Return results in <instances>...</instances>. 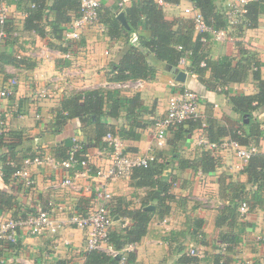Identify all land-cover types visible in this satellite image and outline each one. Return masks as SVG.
<instances>
[{
	"label": "crops",
	"instance_id": "1",
	"mask_svg": "<svg viewBox=\"0 0 264 264\" xmlns=\"http://www.w3.org/2000/svg\"><path fill=\"white\" fill-rule=\"evenodd\" d=\"M100 5L115 6L118 11L129 5L131 0H99ZM224 7L225 0H217ZM163 11L168 8L165 17L169 20L176 17L178 9L187 7L191 2L180 0L179 3H163ZM8 14L6 31L8 37L0 43V60L2 76L0 86L10 76L17 78L10 99L6 100L8 116L2 135L5 147L0 149V219L26 216L37 210H45L61 224L56 233L46 230L37 235H26L18 231L17 241L10 243L0 241V264H46L64 260L65 264L82 263L86 249L88 231L75 227L70 216L76 212L85 214L94 208V187L92 179L97 169L108 168L111 164L113 148L108 144L96 146L88 140L91 128H82L78 118H70L64 123L57 120V109L65 94L72 91L93 88H114L109 79V63L116 60L123 48L122 37L110 38L107 28L102 23L88 25L78 40L60 42L51 37H41L36 32L23 28L25 18L24 3L17 6V0H0ZM166 7V8H165ZM120 12V11H119ZM50 14L49 19H52ZM73 14L72 18L77 17ZM72 20V19H71ZM127 21V20H126ZM139 33L147 32L143 28ZM228 43L209 40L205 45L206 54L216 59L221 55L240 58L235 42L256 54L260 60L261 75L264 78V14L259 18L258 25L245 29L243 34L233 37ZM69 42V44H68ZM53 44V45H50ZM58 46L65 47L61 51ZM68 54V56H65ZM155 65L152 79L128 80L130 87L120 89L129 97L139 93L143 105L149 112H143L142 118L154 120L164 114L168 98L172 92L170 80L175 74L169 66L150 59ZM170 69V70H169ZM181 70V69H179ZM185 80L180 82L196 91L200 102L198 117L203 125L212 119L219 125H238L240 115L232 110L229 96L238 93L254 94L256 83L249 75L245 81L208 87L196 74L185 72ZM210 72L205 71L209 78ZM2 80V82H1ZM176 80V79H175ZM177 81V80H176ZM48 88L47 96H37L36 91ZM264 128V108L253 112ZM122 115L117 119L109 118L108 122L119 126H127ZM138 139L120 138V147L124 153L142 155L149 148L158 156L162 177L172 182V199L166 204L168 209L161 210L153 206L154 212L149 220L147 231L137 243L127 245L121 254L134 253V261L124 264H210V254L219 246L221 234L230 228L227 225L217 227L216 218L226 198V187L230 182L244 184L246 190L259 198L246 200L249 208L242 217L245 226L234 227L233 233L239 241L232 244L223 253L229 264H259L264 259V181L260 187L248 182L243 171L246 164L240 160L230 146L219 147L211 154L215 156V168L203 171L199 166L181 167L179 159H194L202 149L197 138L205 135V129L193 128L185 136L177 137L175 131L166 134L162 144L156 145L153 139L152 123L137 128ZM207 137V136H206ZM73 138L86 144V153L93 172L79 174L75 184L67 186L62 180L65 172L53 169L50 165L32 164L27 183L13 175L3 180L1 153H9L7 158L18 161L27 156L41 155L61 160L66 149L72 145ZM228 138V137H224ZM104 141V140H103ZM264 142V138L260 139ZM65 149V150H64ZM208 150V149H207ZM68 151V150H67ZM2 153V154H3ZM165 162L161 165L160 162ZM197 164V163H196ZM111 193L110 207L117 204L124 208H140L150 188L136 187L130 178H118L108 184ZM238 202L237 210L240 215ZM146 205V206H149ZM145 206H143L144 209ZM128 217H114L111 229L131 224ZM205 244L203 257L196 263H180L183 255H188L191 244ZM123 264V263H121Z\"/></svg>",
	"mask_w": 264,
	"mask_h": 264
},
{
	"label": "trees",
	"instance_id": "2",
	"mask_svg": "<svg viewBox=\"0 0 264 264\" xmlns=\"http://www.w3.org/2000/svg\"><path fill=\"white\" fill-rule=\"evenodd\" d=\"M121 1V0H114ZM180 0H161L163 3L176 4ZM194 3L201 12L205 22L216 28H227L228 24L224 16V8L218 4L217 0H187ZM24 3L26 16L23 21V28L36 32L39 36L51 37L60 42L64 41L63 30L68 24L73 14H78L80 0H17V6ZM32 4V6H31ZM115 6L100 5L98 8L99 22L107 28L110 38L122 37L124 45L116 60L109 63V79L113 82H123L135 79H152L155 74V65L152 60L163 63L169 67H177L184 72L196 74L198 79L205 85L215 87L229 83L245 81L251 75L256 83L257 92L254 94L238 93L229 96L232 110L240 115L238 125H219L212 119L206 121V125L199 118L188 119L179 124L175 131L177 137L185 136L183 128L187 125V131L193 128L205 129L209 141L217 142L224 137L237 141L242 145H260V139L264 138V128L253 112L259 108H264V78L261 75L260 60L256 54L244 48L240 42H235L240 53V58L221 55L216 59L210 58L204 48L206 42L201 40L203 36L197 33L191 18L175 17L169 20L165 17L163 6L159 0H131L130 4L123 9L115 11ZM119 11H123L128 23L124 27L116 18ZM50 14L52 19H49ZM264 14V0H252L246 4V13L242 22L230 27L231 34L238 36L243 34L245 29L257 27L260 16ZM7 22L5 24V29ZM140 28L147 32L139 33ZM66 41V40H65ZM69 44V42H68ZM50 45H53L50 43ZM55 46V45H53ZM61 51L65 47L58 46ZM186 58L185 66L179 65V59ZM0 60L3 61V54L0 53ZM206 69L209 70V78L205 77ZM143 112H149L143 105L139 93L132 96L123 95L120 90L113 88H93L72 91L65 94L60 100L57 109L58 122L64 123L70 118H78L82 128H91L88 140L96 146H105L103 136L110 132L120 138L138 139L140 133L137 128L145 127L154 120H145L141 116ZM124 113L127 126H119L107 121V119H117ZM4 135L0 133V149L7 144L4 143ZM66 149V154L61 159L68 156L70 147ZM65 150V149H64ZM68 150V151H67ZM3 153V152H2ZM1 153L3 180L7 181L10 175L21 166L18 161L7 158L9 153ZM86 153V144L76 152L78 159L83 158ZM11 156V155H10ZM158 156L150 161L148 166H135L132 168L129 178L136 187L150 188L145 200L140 208H124L120 205L110 207V214L114 217H128L132 222L129 225L110 229L108 231V242L118 251L116 255L109 254L103 250L93 249L84 253L81 264H121L120 251L128 244H134L141 240L147 231V226L153 210H145L143 206L155 201V207L166 211L168 206L166 201L173 198L171 193L172 182L162 177ZM197 163V164H196ZM165 165L166 163L160 162ZM181 167L191 166L203 171L213 170L216 166L215 156L211 150L202 149L197 158L179 159ZM91 171L93 172L94 170ZM243 171L248 176V182L261 186L264 181V153L253 154ZM246 190L244 184L230 182L226 187V198L228 202L224 204L216 218L217 227L227 225L230 229L221 234V241L227 243L228 249L232 244L239 241L238 235L233 233L234 227L245 226L242 217L239 216L238 202L255 198L259 199ZM251 199V200H252ZM203 244V243H201ZM205 245V244H203ZM210 254V264H229L223 252L218 246ZM126 263L134 261V253L128 252ZM199 260L195 256L183 255L180 263H196ZM46 264H65L64 260H57ZM264 264V259L262 263Z\"/></svg>",
	"mask_w": 264,
	"mask_h": 264
},
{
	"label": "built area",
	"instance_id": "3",
	"mask_svg": "<svg viewBox=\"0 0 264 264\" xmlns=\"http://www.w3.org/2000/svg\"><path fill=\"white\" fill-rule=\"evenodd\" d=\"M250 1L252 0H225L223 12L228 24L227 28H216L207 24L194 3L183 8V11L187 17L192 19L195 31L203 35L201 37L202 41L208 42L209 40H214L221 43H228L234 40L233 37H236L230 33V27L242 22L243 16L246 13V4ZM159 2L161 3V0ZM99 6V0H80L78 8L79 15L72 18L64 27L62 33L64 40H68L69 42L78 40L86 26L98 24ZM7 20V11L0 5V43L9 35V32L5 30ZM65 56H68V54ZM186 64V58L181 57L179 59V65L185 66ZM1 76L2 71L0 69V79ZM16 84L17 78L10 76L0 86V133L4 130L8 116L6 100L10 99L13 86ZM127 87H130L129 82H114V88L125 89ZM170 87L172 88V92L168 98L166 111L154 119L152 123L153 139L156 145L162 144L166 134L172 131V129L177 128L179 124L184 123L188 119L200 117L198 111L200 98L198 93L190 88L181 86L180 82L175 79L170 80ZM48 90V88L37 90V96H47ZM103 140L113 148V153L110 166L104 169H97L92 176L95 182L93 196L95 202L94 208L85 214L74 212L69 219L75 227L88 231L86 238L87 250L99 249L116 255L119 252L109 244L107 236L113 223L109 206L112 196L108 190V184L118 178H129L132 168L135 166H148L149 162L155 159V152L152 148H149L142 155L124 153L120 147L119 137L110 132H107L103 136ZM197 140L199 144H203L204 147L211 151L219 147L230 146L244 164H247L253 154L257 152L264 153V144H262V147L254 144L242 145L230 138H222L217 142H212L205 135L199 136ZM82 143L78 139L73 138L67 158L61 160L41 155L39 152H36L34 156H27L22 159L21 166L13 172V175L17 179H25L27 183H30L31 180L29 178L31 173L29 167L32 164L50 165L53 169H61L65 172L62 180L65 185H74L75 179L79 174L85 175L91 171V164L86 155H83L84 157L81 159L75 156L76 152L81 149ZM248 208L249 206L246 201L240 202L239 211L241 217L247 214ZM60 225L59 221L45 210H37L26 216L0 219V241L15 243L17 241L18 231H23L26 235H37L44 230L56 233ZM226 248V242L222 241L219 243V250L221 252H224ZM205 249V245L194 243L189 245L187 253L200 258L204 256ZM122 251L123 249L120 251V254ZM125 262L126 256L122 254L121 263L124 264Z\"/></svg>",
	"mask_w": 264,
	"mask_h": 264
},
{
	"label": "water",
	"instance_id": "4",
	"mask_svg": "<svg viewBox=\"0 0 264 264\" xmlns=\"http://www.w3.org/2000/svg\"><path fill=\"white\" fill-rule=\"evenodd\" d=\"M116 18L124 27L126 28L128 27V23L126 21L123 11L118 12V14L116 15ZM169 68H171L172 72L175 74L174 75L175 79L178 82H183L185 80L186 73L183 70H179L177 67H169ZM144 209L145 210L153 209V206L152 205L145 206Z\"/></svg>",
	"mask_w": 264,
	"mask_h": 264
},
{
	"label": "rangeland",
	"instance_id": "5",
	"mask_svg": "<svg viewBox=\"0 0 264 264\" xmlns=\"http://www.w3.org/2000/svg\"><path fill=\"white\" fill-rule=\"evenodd\" d=\"M165 8H166V7H165ZM116 9H117V8H116ZM115 11H117V10H115ZM168 11H169V9L166 8V9H165V13H168ZM165 13H164V14H165ZM178 13H179V14H177L176 17H185V16H186L185 13H184V11H183V7H181V8L178 9ZM173 18H175V17H172V19H173ZM172 19H171V20H172ZM116 89H118V88H116ZM118 90H120V89H118ZM259 144H260L259 146L262 147V144H264V142H262V143L260 142ZM218 248H219V246H218Z\"/></svg>",
	"mask_w": 264,
	"mask_h": 264
}]
</instances>
